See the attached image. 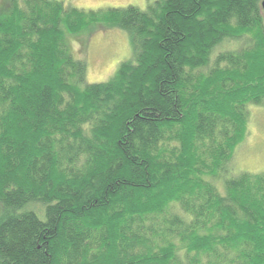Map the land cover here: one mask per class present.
I'll list each match as a JSON object with an SVG mask.
<instances>
[{"label":"trees","instance_id":"trees-1","mask_svg":"<svg viewBox=\"0 0 264 264\" xmlns=\"http://www.w3.org/2000/svg\"><path fill=\"white\" fill-rule=\"evenodd\" d=\"M262 2L1 0L0 264H264V173L230 168L264 108ZM95 28L134 60L87 84L65 37Z\"/></svg>","mask_w":264,"mask_h":264},{"label":"rangeland","instance_id":"rangeland-1","mask_svg":"<svg viewBox=\"0 0 264 264\" xmlns=\"http://www.w3.org/2000/svg\"><path fill=\"white\" fill-rule=\"evenodd\" d=\"M1 1V0H0ZM79 10L117 9L133 6L141 11L155 0H53ZM65 43L77 60L87 66L86 83L106 82L122 63L134 60V50L127 32L119 29H93L78 36L67 35ZM217 51H215L216 53ZM247 137L233 156L231 170L250 174L264 173V108L252 109ZM217 186V184H216ZM218 189L221 186L218 184Z\"/></svg>","mask_w":264,"mask_h":264},{"label":"water","instance_id":"water-1","mask_svg":"<svg viewBox=\"0 0 264 264\" xmlns=\"http://www.w3.org/2000/svg\"><path fill=\"white\" fill-rule=\"evenodd\" d=\"M261 8H262L263 15H264V0H263V2L261 3Z\"/></svg>","mask_w":264,"mask_h":264}]
</instances>
